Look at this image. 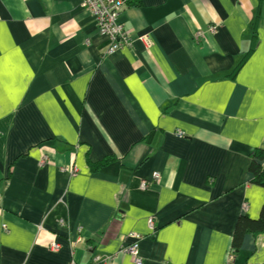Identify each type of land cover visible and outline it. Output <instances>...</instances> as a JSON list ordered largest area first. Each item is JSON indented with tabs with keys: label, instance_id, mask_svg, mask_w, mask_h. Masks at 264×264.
Returning a JSON list of instances; mask_svg holds the SVG:
<instances>
[{
	"label": "crops",
	"instance_id": "1",
	"mask_svg": "<svg viewBox=\"0 0 264 264\" xmlns=\"http://www.w3.org/2000/svg\"><path fill=\"white\" fill-rule=\"evenodd\" d=\"M81 2L0 0V264H133L131 234L142 264H226L264 202V0H129L111 55ZM235 252L264 264V233Z\"/></svg>",
	"mask_w": 264,
	"mask_h": 264
},
{
	"label": "built area",
	"instance_id": "2",
	"mask_svg": "<svg viewBox=\"0 0 264 264\" xmlns=\"http://www.w3.org/2000/svg\"><path fill=\"white\" fill-rule=\"evenodd\" d=\"M129 0H82L81 6L85 8L92 16L97 30L100 36L107 38L109 41V46L107 48L106 54L111 55L121 49L123 46H131L133 39L131 38L128 31L123 27V24L119 21L120 14L123 7L127 4ZM210 30L213 32L214 27ZM139 39L143 42L148 40L147 36H141ZM177 137L182 138L181 132L177 133ZM76 173V169L71 170V175ZM159 179V174L154 172L152 174V180L157 181ZM149 182L141 181L139 187L141 190L147 188ZM61 223V222H60ZM147 225L150 229H153V222L151 219L147 221ZM132 241L128 246L123 249V253L130 256L133 264H142V258L139 254V241L141 237L137 234H131L129 236ZM60 249V246L56 242H52L49 245V250L56 252ZM106 259L100 258L99 256L93 259V263H106ZM234 255L233 253L228 255L226 264H233ZM69 264H76V262L71 259Z\"/></svg>",
	"mask_w": 264,
	"mask_h": 264
},
{
	"label": "trees",
	"instance_id": "3",
	"mask_svg": "<svg viewBox=\"0 0 264 264\" xmlns=\"http://www.w3.org/2000/svg\"><path fill=\"white\" fill-rule=\"evenodd\" d=\"M264 159V152H254L253 153V160L250 164L249 170L252 175V181L260 185L264 188V168H262L259 164ZM112 161H115V159H104L101 162L97 164H90V167L92 169L99 168L104 165H108ZM264 233V202L260 211V214L257 219H250L247 216H242L239 218L237 225H236V231L233 236V240L231 243V247L233 250V254L235 255V251H237V248L241 242V239L246 234H252V235H258Z\"/></svg>",
	"mask_w": 264,
	"mask_h": 264
}]
</instances>
